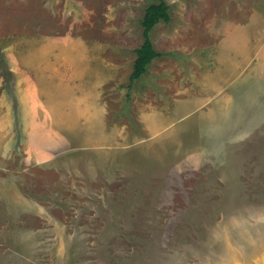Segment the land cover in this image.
<instances>
[{
    "label": "rangeland",
    "instance_id": "1",
    "mask_svg": "<svg viewBox=\"0 0 264 264\" xmlns=\"http://www.w3.org/2000/svg\"><path fill=\"white\" fill-rule=\"evenodd\" d=\"M76 1L84 11L66 12L62 0L48 31L54 39L91 30L84 40L103 49L93 64L99 80L115 73L110 124L127 132L113 158L123 156L126 171L100 181L59 176L46 195L30 187L37 172L18 177L21 166L11 174L5 165L21 198L0 187V264H264V27L252 21L264 0H166L171 21L151 33L163 57L133 84L152 0ZM21 3L0 0L1 11ZM247 38L245 53L258 47L259 56L236 59ZM222 66L230 87L219 96L200 89ZM148 107H172L159 134L139 122Z\"/></svg>",
    "mask_w": 264,
    "mask_h": 264
},
{
    "label": "crops",
    "instance_id": "2",
    "mask_svg": "<svg viewBox=\"0 0 264 264\" xmlns=\"http://www.w3.org/2000/svg\"><path fill=\"white\" fill-rule=\"evenodd\" d=\"M37 1L42 3L23 0L21 6L13 4L4 12L1 10L6 6H0V187L7 183L17 200L21 198L19 188L6 179L20 166L16 176H20V171L37 172L40 177H30V187L36 186L46 195L59 182V176L100 181L115 174L117 168L126 171L123 156L113 158V152L122 151L127 132L124 127L110 124L109 93L114 85L109 80L115 79V73L102 71L99 80L101 71H95L97 67L93 64V61L101 64L103 49L84 40L83 28L73 36L53 39L48 30L62 0H44L45 9H41V3L37 6ZM90 1L98 7V0ZM63 2L69 6L66 12H77L81 6L76 0ZM79 9L84 11L82 6ZM252 21L264 27V15H257ZM40 30L47 33L38 34ZM86 34L93 35L91 30ZM249 42L252 44L251 39H244L243 47L233 55L236 59L251 60L260 54L258 47L257 53H245ZM218 59L224 60L223 53ZM237 67L238 71H244L242 65L237 63ZM214 71L218 72L213 73V78L204 81L202 77L203 84L197 85L219 96L230 87L224 84L228 73L223 66ZM220 71H225L224 77ZM142 109L139 122L145 130L153 135L162 132L160 119L170 116L172 107L166 114L149 107ZM9 164L11 174L5 176V165ZM54 174L58 175V181L52 180Z\"/></svg>",
    "mask_w": 264,
    "mask_h": 264
},
{
    "label": "trees",
    "instance_id": "3",
    "mask_svg": "<svg viewBox=\"0 0 264 264\" xmlns=\"http://www.w3.org/2000/svg\"><path fill=\"white\" fill-rule=\"evenodd\" d=\"M171 7L166 0H152V3L147 7L145 16L142 21L144 28V44L136 51L137 59L133 65V73L131 75V84L140 81L148 73V69L152 62L163 55L155 51L151 40L152 31L161 22L170 23ZM1 58V54H0ZM130 101V95H128Z\"/></svg>",
    "mask_w": 264,
    "mask_h": 264
}]
</instances>
